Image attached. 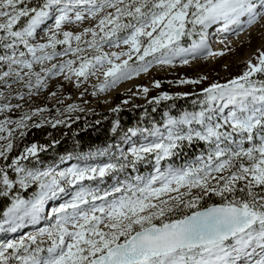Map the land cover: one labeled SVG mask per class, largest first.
Masks as SVG:
<instances>
[{"label":"snow or ice","instance_id":"6c2138e0","mask_svg":"<svg viewBox=\"0 0 264 264\" xmlns=\"http://www.w3.org/2000/svg\"><path fill=\"white\" fill-rule=\"evenodd\" d=\"M257 24L264 27V0H0V85L11 91L18 84L14 95L22 99L50 78L79 87L100 73L91 87L104 92L154 66L222 56L228 48L213 51V29L238 36ZM258 76L264 77L260 49L239 75L207 82L198 93L159 91L148 100L195 95L198 108L165 111L162 123L130 126L115 143L48 161L40 156L57 140L28 143L11 155L14 133L30 114L14 121L4 115L0 232L33 231L0 239V264H264V79ZM151 86L159 89L161 81ZM11 99L0 91V113L20 107ZM73 110L78 106L65 108ZM109 111L118 113L120 105ZM118 130L113 120L111 131ZM196 145L188 156L185 150ZM182 154V163L170 162ZM149 163L147 174L138 172Z\"/></svg>","mask_w":264,"mask_h":264},{"label":"rangeland","instance_id":"374dc122","mask_svg":"<svg viewBox=\"0 0 264 264\" xmlns=\"http://www.w3.org/2000/svg\"><path fill=\"white\" fill-rule=\"evenodd\" d=\"M75 28V26H72ZM261 31H264V27L261 28ZM264 37V33H263ZM221 38V37H220ZM216 40V38H214ZM264 40V38L262 39ZM241 49V44L236 45L233 49L225 51L222 56L216 57H208L210 58L208 63L204 65L203 68L197 67L198 58L194 61H190L188 65H180L179 63L174 66L167 67H153L149 70L148 73H141L137 76H134L130 80H123L120 83L116 84L114 87L108 88L104 92H100L91 87L98 82V80H102L103 77L100 73L97 74L96 77H90L88 81L82 83L79 87L75 83H71L69 81L63 80L62 77L58 78H50L48 80V84L46 88H43L36 92L35 95L29 96L24 95L22 99L15 98V91L19 89L18 84H13L11 86V91L8 88H5L3 85H0V91H3L5 97L12 96V99L9 101L13 105L19 104V108L9 109L5 114L9 113L11 116L9 117L11 120L19 119L21 114L29 113L30 119L26 122L24 129H17L14 135L18 138L20 136V131H24L31 122L35 121L39 123L41 120L44 121V124H47L49 120L60 119L61 121H67V115L72 112H92V111H109L111 108L116 107L118 104H124L122 101L127 100L128 102L124 105H132V104H143L147 102L150 97L158 94L159 91H167L169 93L176 92H188V93H198L201 86H204L207 82L210 81H219L223 82L227 79H230L234 75H239L246 67V63L244 64H234L232 63L240 53L237 51ZM260 50H264L263 47ZM233 51V52H232ZM237 52V53H236ZM257 54L255 52L249 59L254 60V56ZM199 76H206L208 78L207 81L203 82L202 85H178V84H168L169 80H176L181 77L185 78H197ZM152 80L161 81V87L159 89H155L151 86ZM60 85V87H57ZM137 85L147 86L149 88V92L145 95L143 93H138ZM96 91V95H92L93 91ZM27 92V90H24ZM49 93H55V95H49ZM133 93H138L137 95H133ZM195 100L196 97L193 95ZM192 101L189 106L190 109L187 108L188 111L194 110V108H198L199 105H193ZM0 102H3L0 100ZM170 102V101H169ZM69 104H75L78 106V110H73L71 112H65V108ZM169 104L167 101L164 102L163 106ZM170 105L172 103L170 102ZM169 106V105H168ZM47 108L48 110L42 114H31V109L33 108ZM166 107V106H165ZM59 109V113L57 112ZM185 110V109H184ZM167 111V110H165ZM163 111V114L164 112ZM0 113V119H3ZM171 114V113H170ZM173 115V114H171ZM67 118V119H66ZM151 120H156L157 116L152 115ZM163 122V115L161 118V123ZM57 124V125H62ZM9 127H15L14 124L8 125ZM3 143V141H0ZM195 147H199L196 145ZM193 149V147H191ZM187 153V152H186ZM188 154V153H187ZM189 155V154H188ZM102 159V158H101ZM184 160V155L182 154L180 160L178 161H170L174 163H182ZM151 163L145 165L140 164L138 170L143 169V173L147 174L151 170ZM106 186V185H105ZM51 205H49L50 207ZM23 231L21 229L16 234L13 233H3L0 232V239L5 238H16L19 236L20 232ZM11 234H13L11 236ZM22 235V234H21Z\"/></svg>","mask_w":264,"mask_h":264},{"label":"trees","instance_id":"16d2710c","mask_svg":"<svg viewBox=\"0 0 264 264\" xmlns=\"http://www.w3.org/2000/svg\"><path fill=\"white\" fill-rule=\"evenodd\" d=\"M264 79V77H257ZM194 96L178 98L167 101L169 104L163 106L164 102L160 104H149L148 101L143 104L120 105V111H92V112H72L67 115L68 120L62 125L42 124L40 128L33 127L36 122L33 121L24 130V137L20 136L16 140L11 155H18L19 149H22L25 144L37 142L40 144L51 145L52 140L59 141L56 147H49L48 151L42 153L41 160L48 161L53 157H59L67 151H80L88 150L92 147H103L108 143H115L116 137L120 132L126 130L130 126H150L151 122L161 123L163 111L167 110L169 113L176 115L179 111L190 109V102ZM169 105V106H168ZM155 108V111L153 109ZM144 114V115H142ZM4 115L11 116V114L3 113ZM152 115L157 116L156 120H151ZM1 118V117H0ZM119 121V130L117 132L111 131L112 121ZM191 156L195 153L196 147L187 148L185 150ZM10 159V157H9ZM0 163H3L0 160Z\"/></svg>","mask_w":264,"mask_h":264},{"label":"bare ground","instance_id":"6f19581e","mask_svg":"<svg viewBox=\"0 0 264 264\" xmlns=\"http://www.w3.org/2000/svg\"><path fill=\"white\" fill-rule=\"evenodd\" d=\"M261 28L263 27L260 24H257L250 29H246L238 36L236 35L225 36L224 33L217 34L213 29L211 34V47L213 51L217 49H223L225 46H227L228 50H230L233 49L236 45L241 44V49L237 51L238 53H240V55L235 60H233L232 63L240 64V65L244 64L246 63L249 57H251L255 52H257V49L263 47L264 40L262 39L264 38L263 37L264 31H261L262 30ZM214 38H216V40H214ZM221 41H223V43H221ZM209 59L210 58L199 59L197 61L198 63L197 67L203 68L204 65L208 63L207 61H209ZM24 231L30 232L33 231V228L31 226H26L23 229V231H21L19 234L20 235L23 234ZM12 235L13 234H11V236Z\"/></svg>","mask_w":264,"mask_h":264}]
</instances>
